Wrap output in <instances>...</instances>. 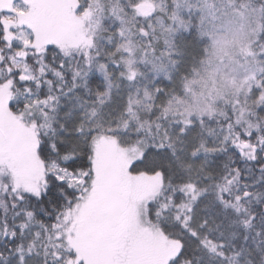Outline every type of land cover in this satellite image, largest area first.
I'll return each instance as SVG.
<instances>
[{
    "label": "snow or ice",
    "instance_id": "obj_1",
    "mask_svg": "<svg viewBox=\"0 0 264 264\" xmlns=\"http://www.w3.org/2000/svg\"><path fill=\"white\" fill-rule=\"evenodd\" d=\"M0 264H264V0H0Z\"/></svg>",
    "mask_w": 264,
    "mask_h": 264
}]
</instances>
